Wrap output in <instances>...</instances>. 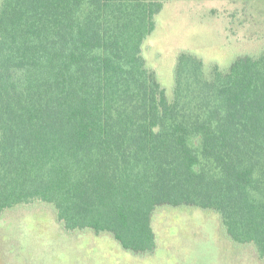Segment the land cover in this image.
I'll use <instances>...</instances> for the list:
<instances>
[{
  "label": "trees",
  "instance_id": "obj_1",
  "mask_svg": "<svg viewBox=\"0 0 264 264\" xmlns=\"http://www.w3.org/2000/svg\"><path fill=\"white\" fill-rule=\"evenodd\" d=\"M163 0H0V215L156 249L162 206L213 211L264 261V47L228 70L181 52L170 99L143 44Z\"/></svg>",
  "mask_w": 264,
  "mask_h": 264
},
{
  "label": "rangeland",
  "instance_id": "obj_2",
  "mask_svg": "<svg viewBox=\"0 0 264 264\" xmlns=\"http://www.w3.org/2000/svg\"><path fill=\"white\" fill-rule=\"evenodd\" d=\"M163 1L143 55L170 99L181 52L228 70L264 47V0ZM152 222L156 249L137 254L109 232L65 229L49 203L16 206L0 215V264H264L252 245L230 239L213 211L162 206Z\"/></svg>",
  "mask_w": 264,
  "mask_h": 264
}]
</instances>
